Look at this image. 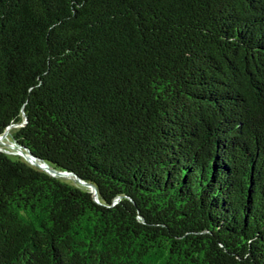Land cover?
Wrapping results in <instances>:
<instances>
[{
    "label": "trees",
    "instance_id": "trees-1",
    "mask_svg": "<svg viewBox=\"0 0 264 264\" xmlns=\"http://www.w3.org/2000/svg\"><path fill=\"white\" fill-rule=\"evenodd\" d=\"M8 128L0 264H264V0H0Z\"/></svg>",
    "mask_w": 264,
    "mask_h": 264
},
{
    "label": "water",
    "instance_id": "water-1",
    "mask_svg": "<svg viewBox=\"0 0 264 264\" xmlns=\"http://www.w3.org/2000/svg\"><path fill=\"white\" fill-rule=\"evenodd\" d=\"M21 155L23 157H25V159L30 162L31 164H33L36 167H39L41 169H43L44 171L48 172L49 174H51L52 176H73V174L70 173H66V172H59L56 171L54 169H52L50 166H48L44 161H42L41 159L35 157L34 155H32L30 152H26L25 150H21ZM73 178L80 184H82L83 186H85L86 188L90 189V192H93L95 197L97 196V190L95 188V186H93L92 184H89L87 182H84L82 180H80L79 178H77V176H73ZM116 202H118L116 200Z\"/></svg>",
    "mask_w": 264,
    "mask_h": 264
},
{
    "label": "rangeland",
    "instance_id": "rangeland-1",
    "mask_svg": "<svg viewBox=\"0 0 264 264\" xmlns=\"http://www.w3.org/2000/svg\"><path fill=\"white\" fill-rule=\"evenodd\" d=\"M0 151L4 152L12 157L14 156H19L21 157L22 155L19 154V151H17L16 148V142L13 140V138L10 135V128L7 129V131L0 135ZM22 158L25 159V157L22 156ZM72 176H64V179L77 182L75 179L71 178Z\"/></svg>",
    "mask_w": 264,
    "mask_h": 264
},
{
    "label": "built area",
    "instance_id": "built-area-1",
    "mask_svg": "<svg viewBox=\"0 0 264 264\" xmlns=\"http://www.w3.org/2000/svg\"><path fill=\"white\" fill-rule=\"evenodd\" d=\"M17 151H19V154L21 155V149H20V147H18L17 145H16V148H15Z\"/></svg>",
    "mask_w": 264,
    "mask_h": 264
},
{
    "label": "bare ground",
    "instance_id": "bare-ground-1",
    "mask_svg": "<svg viewBox=\"0 0 264 264\" xmlns=\"http://www.w3.org/2000/svg\"><path fill=\"white\" fill-rule=\"evenodd\" d=\"M0 141H1V140H0ZM69 177H70V176H69ZM71 178L74 179L73 176H72ZM69 180H70V179H69Z\"/></svg>",
    "mask_w": 264,
    "mask_h": 264
}]
</instances>
